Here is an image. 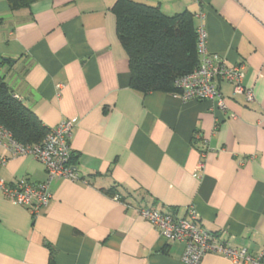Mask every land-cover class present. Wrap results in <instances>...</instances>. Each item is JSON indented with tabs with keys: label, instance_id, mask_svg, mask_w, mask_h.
<instances>
[{
	"label": "crops",
	"instance_id": "obj_1",
	"mask_svg": "<svg viewBox=\"0 0 264 264\" xmlns=\"http://www.w3.org/2000/svg\"><path fill=\"white\" fill-rule=\"evenodd\" d=\"M131 1L191 14L208 52L245 66L254 100L224 82V110L132 90L116 0H40L13 11L0 0V60L11 61L1 74L47 129L77 120L70 154L80 179H53L36 217L0 193V264H182L184 245L160 237L140 207L183 217L192 206L231 247L264 251V0ZM2 157L6 184L46 180L33 157L0 146ZM199 264L232 263L206 255Z\"/></svg>",
	"mask_w": 264,
	"mask_h": 264
},
{
	"label": "built area",
	"instance_id": "obj_2",
	"mask_svg": "<svg viewBox=\"0 0 264 264\" xmlns=\"http://www.w3.org/2000/svg\"><path fill=\"white\" fill-rule=\"evenodd\" d=\"M206 44V31L203 25H199L196 28L198 65L191 73L176 79L174 85L179 93L173 96L183 102H210L216 108L224 110V101L218 89L220 83L224 82L233 86L235 95H244L247 102H252V90L243 83L245 66L242 63L227 66L219 55L208 52ZM76 123V119L60 122L56 127L48 129L43 142L35 146L18 144L11 134L0 127V146L9 156H31L42 165L46 174V180L35 185L24 181L9 185L0 179V193L12 203L27 209L32 217L38 216L40 210L48 205L51 199L49 183L53 179L60 178L71 182L80 180L71 164L70 154L71 132ZM6 161L7 157L0 158V166ZM202 168L203 162H200L198 170ZM114 199L118 201L117 197ZM125 207L130 208V205ZM136 212L148 221L166 242H180L184 245L182 264H199L206 255H221L232 264H264V251L253 257L245 249H235L215 233L204 229L199 224L198 214L192 206L186 209L183 217L146 207L136 208Z\"/></svg>",
	"mask_w": 264,
	"mask_h": 264
},
{
	"label": "trees",
	"instance_id": "obj_3",
	"mask_svg": "<svg viewBox=\"0 0 264 264\" xmlns=\"http://www.w3.org/2000/svg\"><path fill=\"white\" fill-rule=\"evenodd\" d=\"M4 1L13 11L40 0ZM112 12L117 37L128 57L130 88L143 95L153 92L178 94L174 85L176 79L191 73L199 62L193 16L188 12L165 15L158 7L131 0H116ZM10 63L8 59L0 60V127L20 145H40L48 129L8 87L1 69ZM114 192L112 189L107 193L129 205Z\"/></svg>",
	"mask_w": 264,
	"mask_h": 264
}]
</instances>
